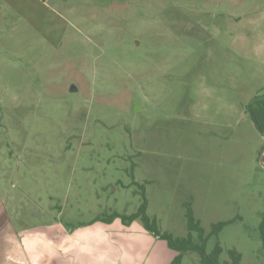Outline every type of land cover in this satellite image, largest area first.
<instances>
[{
  "label": "rangeland",
  "instance_id": "374dc122",
  "mask_svg": "<svg viewBox=\"0 0 264 264\" xmlns=\"http://www.w3.org/2000/svg\"><path fill=\"white\" fill-rule=\"evenodd\" d=\"M262 60L264 0H0L1 198L77 225L132 215L152 181L162 232L187 235L191 202L207 232L233 221L208 253L263 264Z\"/></svg>",
  "mask_w": 264,
  "mask_h": 264
},
{
  "label": "crops",
  "instance_id": "0c3cea01",
  "mask_svg": "<svg viewBox=\"0 0 264 264\" xmlns=\"http://www.w3.org/2000/svg\"><path fill=\"white\" fill-rule=\"evenodd\" d=\"M144 184L148 195L153 182ZM105 219L73 225L54 218L34 225L0 196V264H171L177 256L141 221Z\"/></svg>",
  "mask_w": 264,
  "mask_h": 264
},
{
  "label": "trees",
  "instance_id": "16d2710c",
  "mask_svg": "<svg viewBox=\"0 0 264 264\" xmlns=\"http://www.w3.org/2000/svg\"><path fill=\"white\" fill-rule=\"evenodd\" d=\"M247 109L255 128L264 137V94L254 97L248 104ZM139 187L142 195V204L138 210L129 216L115 213L107 217L108 219L104 218L106 222H111L115 218H121L126 225L134 221H141L144 228L149 233L166 241L169 248L177 253V256L171 264H182L184 256L188 253L198 254L200 257V264H243L242 255L236 250L229 251L230 259L228 261H221L223 249L219 243L215 245L211 253L207 252L209 240L212 238L218 239L220 233L233 221L213 224L211 230L207 232L201 226L200 220H197L192 203L189 202L185 204L188 233L185 237H174L169 232H162L158 218L149 216V200L147 198L145 185L143 184ZM257 234L261 241L259 258L264 261V212L261 214V223L258 227Z\"/></svg>",
  "mask_w": 264,
  "mask_h": 264
},
{
  "label": "water",
  "instance_id": "95a60500",
  "mask_svg": "<svg viewBox=\"0 0 264 264\" xmlns=\"http://www.w3.org/2000/svg\"><path fill=\"white\" fill-rule=\"evenodd\" d=\"M261 163H262V165L264 166V149H263V153H262V155H261Z\"/></svg>",
  "mask_w": 264,
  "mask_h": 264
}]
</instances>
